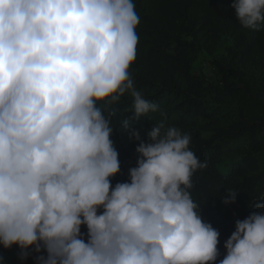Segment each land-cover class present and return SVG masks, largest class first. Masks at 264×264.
I'll return each mask as SVG.
<instances>
[{"label": "clouds", "instance_id": "9594fccd", "mask_svg": "<svg viewBox=\"0 0 264 264\" xmlns=\"http://www.w3.org/2000/svg\"><path fill=\"white\" fill-rule=\"evenodd\" d=\"M233 7L243 27H264V0ZM139 22L133 0H0V244L18 245L21 259L30 249L47 253L37 264H215L220 255V233L190 192L207 162L189 135L161 121L145 142L122 119L140 156L128 182L111 183L121 167L113 106L129 94L136 120L159 111L129 71ZM237 193L227 189L224 203ZM255 200L259 211L236 221L219 264H264V197Z\"/></svg>", "mask_w": 264, "mask_h": 264}, {"label": "trees", "instance_id": "16d2710c", "mask_svg": "<svg viewBox=\"0 0 264 264\" xmlns=\"http://www.w3.org/2000/svg\"><path fill=\"white\" fill-rule=\"evenodd\" d=\"M234 2L133 0L140 21L136 29L139 40L137 58L129 71L136 90L146 100L156 103L159 111L150 113L151 118L143 116L136 120L134 111H125L133 104L129 94L113 106L111 139L121 165L120 172L110 178L113 187L118 182L130 180L129 169L137 166L140 156L136 148L141 141L130 138L129 131L121 125L122 119H129L131 127L140 132L141 140L145 142H150L148 132L154 123L161 121L166 127H176L191 137L190 149L200 161L207 162V167L194 173V186L190 192L194 201L200 204L204 221L220 233V255L215 264L226 255L225 242L235 231L236 221L259 211L255 199L264 197V192L259 191L260 185L264 184V174L247 175V169L256 165L251 157L242 163L232 162L224 170L219 167L225 141L237 135L247 120L258 117L248 89L224 74V88L217 93L215 103L209 97L216 94L217 89L194 72L199 55L202 51L212 52L219 33L229 34L247 45L249 51L262 44L264 27L260 31L243 27L236 19ZM227 100L237 107L241 120L234 127L221 130L223 111L220 105ZM211 130H214L213 134L206 137L205 131ZM252 143L256 145L260 141ZM227 189L238 192L235 202L224 203L222 195Z\"/></svg>", "mask_w": 264, "mask_h": 264}, {"label": "rangeland", "instance_id": "374dc122", "mask_svg": "<svg viewBox=\"0 0 264 264\" xmlns=\"http://www.w3.org/2000/svg\"><path fill=\"white\" fill-rule=\"evenodd\" d=\"M217 37L212 52L202 51L199 55L194 72L217 89L216 94L209 97L215 103L217 93L224 88V74L239 85L245 86L258 114L255 120L243 123L237 135L225 141L219 167L224 170L232 162L242 163L247 157H251L256 165L247 169V175L264 174V38L258 48L249 51L247 45H243L229 34L219 33ZM247 43L251 45L250 41ZM220 106L223 111L219 125L221 130L240 123L237 107L231 101L227 100ZM213 132L214 130L205 131L204 134L209 137ZM258 139L259 144L252 143ZM259 191L264 192V184L260 185ZM81 231L86 239V225L82 226ZM20 252L18 245L6 249L0 244V264H37V256L47 255L46 251L37 253L30 249L31 255L21 259Z\"/></svg>", "mask_w": 264, "mask_h": 264}]
</instances>
